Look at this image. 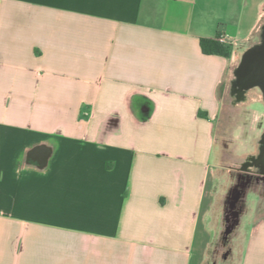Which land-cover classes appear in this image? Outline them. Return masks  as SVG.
<instances>
[{
    "label": "crops",
    "instance_id": "crops-1",
    "mask_svg": "<svg viewBox=\"0 0 264 264\" xmlns=\"http://www.w3.org/2000/svg\"><path fill=\"white\" fill-rule=\"evenodd\" d=\"M263 26L264 0H0V264H210L221 95ZM241 247L264 264V214Z\"/></svg>",
    "mask_w": 264,
    "mask_h": 264
},
{
    "label": "rangeland",
    "instance_id": "rangeland-1",
    "mask_svg": "<svg viewBox=\"0 0 264 264\" xmlns=\"http://www.w3.org/2000/svg\"><path fill=\"white\" fill-rule=\"evenodd\" d=\"M235 78V77H234ZM259 88H252L245 97L235 92L234 81L221 95L223 110L217 123L216 201L217 213L214 220L216 241L212 248L210 264H239L242 242L249 230L261 220L264 201L261 203L259 186L253 185L245 195L242 215L233 231L226 235L227 222L224 211L226 198L231 194L240 164L258 150L264 130V106L261 104Z\"/></svg>",
    "mask_w": 264,
    "mask_h": 264
},
{
    "label": "flooded vegetation",
    "instance_id": "flooded-vegetation-1",
    "mask_svg": "<svg viewBox=\"0 0 264 264\" xmlns=\"http://www.w3.org/2000/svg\"><path fill=\"white\" fill-rule=\"evenodd\" d=\"M258 88L263 94L262 89L260 87ZM262 105L264 106V100ZM238 170V174H240L236 176L232 192L226 198L224 206L226 216L232 221L234 211L238 212L239 217L242 215V204L243 201L246 200L245 195L254 184L262 189L259 198L261 203L264 201V130L261 133L256 154L250 159L242 162L238 167Z\"/></svg>",
    "mask_w": 264,
    "mask_h": 264
},
{
    "label": "water",
    "instance_id": "water-1",
    "mask_svg": "<svg viewBox=\"0 0 264 264\" xmlns=\"http://www.w3.org/2000/svg\"><path fill=\"white\" fill-rule=\"evenodd\" d=\"M256 86L260 87L264 94V26L262 29V42L251 48L243 57L234 80L235 92L241 98L245 97V94ZM238 218V212L234 211L233 222L228 225L226 235H229L238 225ZM226 219L227 222H230L229 217Z\"/></svg>",
    "mask_w": 264,
    "mask_h": 264
},
{
    "label": "trees",
    "instance_id": "trees-1",
    "mask_svg": "<svg viewBox=\"0 0 264 264\" xmlns=\"http://www.w3.org/2000/svg\"><path fill=\"white\" fill-rule=\"evenodd\" d=\"M201 49H202L203 53L206 55H216V56H221V57H226L228 55V49H227L226 45L219 42L218 37L216 39H202L201 40ZM238 67H237V69H238ZM237 69L235 70V77H236ZM234 80H235V78H234Z\"/></svg>",
    "mask_w": 264,
    "mask_h": 264
},
{
    "label": "built area",
    "instance_id": "built-area-1",
    "mask_svg": "<svg viewBox=\"0 0 264 264\" xmlns=\"http://www.w3.org/2000/svg\"><path fill=\"white\" fill-rule=\"evenodd\" d=\"M218 41L223 43V44H226V38L224 36L218 37Z\"/></svg>",
    "mask_w": 264,
    "mask_h": 264
}]
</instances>
